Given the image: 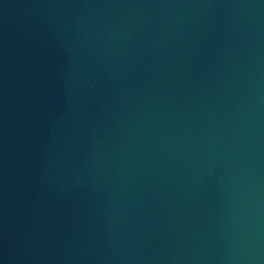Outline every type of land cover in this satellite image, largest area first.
Returning a JSON list of instances; mask_svg holds the SVG:
<instances>
[{
  "label": "water",
  "instance_id": "water-1",
  "mask_svg": "<svg viewBox=\"0 0 264 264\" xmlns=\"http://www.w3.org/2000/svg\"><path fill=\"white\" fill-rule=\"evenodd\" d=\"M0 264H264V0H0Z\"/></svg>",
  "mask_w": 264,
  "mask_h": 264
}]
</instances>
